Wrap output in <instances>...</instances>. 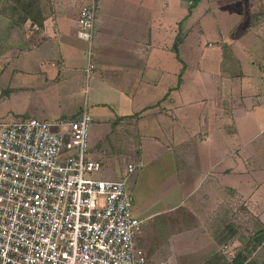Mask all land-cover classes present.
<instances>
[{
  "label": "crops",
  "instance_id": "crops-1",
  "mask_svg": "<svg viewBox=\"0 0 264 264\" xmlns=\"http://www.w3.org/2000/svg\"><path fill=\"white\" fill-rule=\"evenodd\" d=\"M33 1L38 21L0 13V77L15 81L13 90H34L40 105V95L53 93L74 109L76 92L88 91L103 131L127 123L130 162L143 168L142 142L158 147L152 158L173 157L162 166L170 176L161 200L174 190L181 205L206 198V211L189 200V211L169 204L158 212L174 220L175 237L156 241L155 256L150 242L137 241L146 264H264V0H101L88 76L87 47L76 36L85 1ZM102 150L91 159L101 163Z\"/></svg>",
  "mask_w": 264,
  "mask_h": 264
},
{
  "label": "built area",
  "instance_id": "built-area-1",
  "mask_svg": "<svg viewBox=\"0 0 264 264\" xmlns=\"http://www.w3.org/2000/svg\"><path fill=\"white\" fill-rule=\"evenodd\" d=\"M84 1L76 36L88 76L100 0ZM91 122L85 108L69 120L0 121V264H146L126 188L142 165L128 162L118 180L94 178Z\"/></svg>",
  "mask_w": 264,
  "mask_h": 264
},
{
  "label": "rangeland",
  "instance_id": "rangeland-1",
  "mask_svg": "<svg viewBox=\"0 0 264 264\" xmlns=\"http://www.w3.org/2000/svg\"><path fill=\"white\" fill-rule=\"evenodd\" d=\"M100 3L101 0L98 4V12ZM2 4L4 6L1 7L0 13L5 14L6 12L7 15L13 14L14 10L12 7L14 4L10 0H3ZM7 79L8 78L6 76L0 77V87L4 88L2 91L6 90V92L3 93V96H0V121H19L28 118L40 119L37 117L38 115L35 114V112L38 110L51 111L57 115H61L60 117L64 116L69 117L68 119H74L79 116L85 108L92 118L89 129L90 138L97 131L96 138L94 139V145L97 147L95 149L94 146L91 149L89 146L87 157L91 159L93 157V151L95 152L96 150L104 149L102 150L103 155L101 156L99 154L101 162L100 165H102L101 171L99 174L93 175V177L105 180H118L122 178L126 164L133 160L128 156V151L131 148V145H129L131 143V139L128 129L125 128L127 125V123H124L125 121L120 124L118 123L119 126H121L119 129H123L124 131H118L117 133L114 131L111 132L109 129H104L103 131L102 125L104 123L97 122L94 119L93 107L95 106H92V99L89 97L91 93L88 91H86V94L84 92H76V100L78 101L79 105L74 109L68 107L65 108L64 102L58 103L57 96H55L53 93H48L44 96L40 95V97H43V104L40 105L39 99L34 97V95H36L34 90H13L12 88L16 82L12 81L10 84H8ZM20 79L25 81L28 79V76L21 74ZM7 88L11 90H7ZM40 107H42V109H40ZM111 128H113V126H111ZM115 137H117V139ZM115 141L118 145L117 148ZM137 144H139L138 139ZM142 144L144 146L143 156L147 158L142 162L143 168L140 171L134 172L127 176L126 188L127 192L132 198L135 212L137 209L139 210L136 212V218L141 219L142 221L141 233L139 234L137 241L139 244L150 242V246H148V250L150 251L149 254L152 253V256H155L156 253L151 250L156 247V241L165 244L168 243V241L172 242L175 237L174 220L168 219V216L161 215L162 213L159 214L158 212H164L165 208L167 210V207H170V205L172 208L175 206V209H172V211H189V202L195 200L199 201L200 211H206L208 205L205 203L206 198L204 196H201L200 199L194 197L193 200L190 199V196H187L184 201V205H181L179 202L176 203L178 198L176 190L172 192L173 194L171 193L172 195L164 196L165 201L161 200V197H159L157 192L162 191V188L160 187L161 183L164 184L170 176V173L163 170L162 166L174 164V162L172 163L173 157H169L168 155L165 157L162 156L161 160L158 159L159 157L152 158L150 153L151 155L153 154L152 156H154V152L157 151L158 147L146 142H142ZM110 146H113L114 149H111ZM146 151H149L148 154ZM157 198L160 199L157 200ZM237 208L238 206L235 205L230 209V212L232 211L231 217L235 218L242 211V209H239L237 212ZM236 222L237 220L235 218L232 222V225H235ZM238 223L241 225L240 220ZM235 227L239 226L235 225ZM233 232H237V229H235Z\"/></svg>",
  "mask_w": 264,
  "mask_h": 264
},
{
  "label": "trees",
  "instance_id": "trees-1",
  "mask_svg": "<svg viewBox=\"0 0 264 264\" xmlns=\"http://www.w3.org/2000/svg\"><path fill=\"white\" fill-rule=\"evenodd\" d=\"M14 5L12 9L16 12V22L18 24H22L23 22L30 20L32 22L38 21L40 18L39 8L35 5V1L33 0H10ZM38 18V19H37ZM43 21V20H41ZM176 50V46L174 45V51Z\"/></svg>",
  "mask_w": 264,
  "mask_h": 264
},
{
  "label": "water",
  "instance_id": "water-1",
  "mask_svg": "<svg viewBox=\"0 0 264 264\" xmlns=\"http://www.w3.org/2000/svg\"><path fill=\"white\" fill-rule=\"evenodd\" d=\"M193 1H195V0H193Z\"/></svg>",
  "mask_w": 264,
  "mask_h": 264
}]
</instances>
